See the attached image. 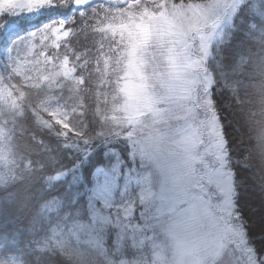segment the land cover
Returning a JSON list of instances; mask_svg holds the SVG:
<instances>
[{
    "label": "snow or ice",
    "instance_id": "obj_1",
    "mask_svg": "<svg viewBox=\"0 0 264 264\" xmlns=\"http://www.w3.org/2000/svg\"><path fill=\"white\" fill-rule=\"evenodd\" d=\"M70 3L95 66L72 17L0 75V264H264V0H0V29Z\"/></svg>",
    "mask_w": 264,
    "mask_h": 264
},
{
    "label": "trees",
    "instance_id": "obj_2",
    "mask_svg": "<svg viewBox=\"0 0 264 264\" xmlns=\"http://www.w3.org/2000/svg\"><path fill=\"white\" fill-rule=\"evenodd\" d=\"M96 4H105V0H95L93 1V6ZM105 6H107L105 4ZM91 5L83 6V8H78L73 6V4H69L66 7H57V8H47L42 9L40 12L34 13L32 16H20L17 18H12V21L14 25L9 28L7 31H0V50H5L7 47L12 45L16 40L24 37L29 32L36 30L41 25L49 23L51 21L56 20H64L68 21L72 17L77 18V22L74 25H70L72 27H76L77 29V35H74L68 39L70 47L75 50L77 53H87L88 58L92 61V66H95V58L98 55V47H99V41L100 36L99 34L93 33L91 31H88L86 34L81 33L79 31V24H80V18L79 13L82 10H86L90 8ZM91 14V13H90ZM10 19V18H9ZM12 23V24H13ZM60 51H63V49H60ZM104 51H107V42H105V48ZM1 65V64H0ZM0 69L1 66H0ZM3 70V69H2ZM89 103V101H88ZM224 115L231 119L230 114L225 109ZM0 122H2L0 120ZM9 127H12L11 124H9ZM27 129L30 131L31 125H30V118L29 123L25 122L24 128L22 129V132H17V135L20 139V142H25L28 138V131H25ZM44 158V154H41V159ZM41 187L40 185H35L33 187V191L36 190V188ZM61 191H63V188H61ZM51 190L48 192H45L44 195H50ZM2 195V193H0ZM34 203V202H33ZM20 215L19 213H17ZM21 219L23 220V216H21ZM26 224V221H24ZM24 225H21L23 228ZM3 233V228L0 227V235ZM30 239V237H28ZM24 238H21V244L20 247L24 246L23 243ZM0 245H3L0 247V255H18V253L15 251L14 246L9 242L8 244H4L3 240H0ZM26 264H36V257L35 254L32 256H27L24 258ZM42 264H47V262L44 260V258H41Z\"/></svg>",
    "mask_w": 264,
    "mask_h": 264
},
{
    "label": "rangeland",
    "instance_id": "obj_3",
    "mask_svg": "<svg viewBox=\"0 0 264 264\" xmlns=\"http://www.w3.org/2000/svg\"><path fill=\"white\" fill-rule=\"evenodd\" d=\"M93 1H95V0H93ZM73 6L77 7L74 4H73ZM33 14L34 13L27 14L26 16H29V15L32 16ZM10 21H12V18H10ZM12 23H13V21H12ZM12 23H10L8 27L3 28V29H0V31H2V32L7 31L9 28H11L14 25V23L13 24ZM16 41L12 45H10L9 47H7L5 50H0V64H1L0 66L3 69V70L0 69V75H2V76H5L6 77L7 74H8L9 66H10V63H11L10 62V59H9L10 50L12 49V47L14 46V44L16 43ZM21 55L23 56L24 54L22 53ZM33 75H35V73H33ZM89 105L94 106V102H93V100L91 98L89 99ZM22 129L23 128H18L17 129V132L20 131V133H21L22 132Z\"/></svg>",
    "mask_w": 264,
    "mask_h": 264
}]
</instances>
